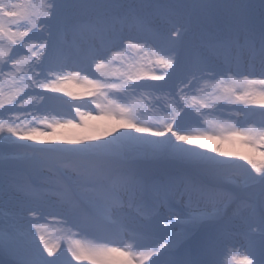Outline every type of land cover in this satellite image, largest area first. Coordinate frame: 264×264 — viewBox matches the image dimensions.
<instances>
[{
  "label": "snow or ice",
  "instance_id": "6c2138e0",
  "mask_svg": "<svg viewBox=\"0 0 264 264\" xmlns=\"http://www.w3.org/2000/svg\"><path fill=\"white\" fill-rule=\"evenodd\" d=\"M0 264H264V0H0Z\"/></svg>",
  "mask_w": 264,
  "mask_h": 264
},
{
  "label": "bare ground",
  "instance_id": "6f19581e",
  "mask_svg": "<svg viewBox=\"0 0 264 264\" xmlns=\"http://www.w3.org/2000/svg\"><path fill=\"white\" fill-rule=\"evenodd\" d=\"M67 87H68V89L70 91H73V92L78 93V94H79V92L83 91L81 89V87H78L77 85H74V86L73 85H68ZM83 96L84 95H81L79 98H82ZM90 123H98V124H100L102 126L107 125L109 127H111V126H113L115 124L114 121H91ZM69 131H73V130H69ZM202 143H205V144H207V145H209L211 147L220 146V142H218V141H202ZM235 145H236V142L235 143H231V144L225 143V144L222 145V148L226 152L233 153V149L235 148V150H236V146L237 145L236 146ZM248 151L249 152H246V151L242 150V151H240V153H241V155H244V156H249V157H252V158H256L255 152H253L251 149H248Z\"/></svg>",
  "mask_w": 264,
  "mask_h": 264
},
{
  "label": "rangeland",
  "instance_id": "374dc122",
  "mask_svg": "<svg viewBox=\"0 0 264 264\" xmlns=\"http://www.w3.org/2000/svg\"><path fill=\"white\" fill-rule=\"evenodd\" d=\"M74 86V85H73ZM83 91H81V92H79V94H82V93H84V92H86L87 90L86 89H84V88H81ZM80 89V90H81ZM90 97H88V96H86V95H84L82 98H80V99H82V100H86V99H89ZM63 131H69V130H63ZM237 145V146H236ZM236 150H235V148L233 149V153H231V154H233L234 156H240L241 155V153H240V151H242V150H244V151H246V152H249L248 151V147H246V146H244L242 143H240L239 142V140H237L236 141ZM235 150V151H234ZM255 156H256V158L255 159H261V157H260V155H259V152H255Z\"/></svg>",
  "mask_w": 264,
  "mask_h": 264
}]
</instances>
